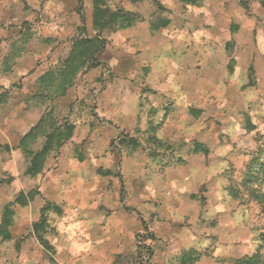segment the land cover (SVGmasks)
<instances>
[{
  "label": "crops",
  "instance_id": "obj_1",
  "mask_svg": "<svg viewBox=\"0 0 264 264\" xmlns=\"http://www.w3.org/2000/svg\"><path fill=\"white\" fill-rule=\"evenodd\" d=\"M247 2L246 9L236 0H0V88H11L17 79L25 87L30 81L44 87L42 77L59 71L86 25L88 39L104 40L96 54L101 65L91 70L111 74L105 81L108 95L96 107L106 122H118L115 129L123 138L103 150L101 140L114 135L98 132L93 114L83 120L73 112L62 117L33 94L19 103L26 104L21 116L0 113L8 123L6 128L0 123L5 138L0 163L6 155L8 171L14 169V179L4 183L18 189L11 212H0V242L17 244L19 237L30 243L28 264H220L218 250L193 262L189 257L198 248L206 252L209 244L203 242L218 233L200 227L203 212H215L211 217L224 212L212 207L224 199L219 183L205 188L218 178L210 157L225 150L224 144L210 143L201 125L184 130L189 155L178 165L151 154L171 148L155 140L170 137L178 113L182 121H200L214 106L223 127L238 121L241 112L244 118L256 115L255 99L264 96V0ZM95 23L105 27L95 29ZM55 101L64 105V94ZM49 112L52 123L63 122L71 135L48 154L36 188L19 141ZM163 121L169 125L162 131ZM8 134L17 140L9 141ZM194 144L207 155L193 153ZM17 155L27 159L23 172L13 161ZM193 183L197 188L189 189ZM33 191L38 194L31 197ZM44 203L60 209L52 205L40 212ZM41 216L44 223L36 226Z\"/></svg>",
  "mask_w": 264,
  "mask_h": 264
},
{
  "label": "rangeland",
  "instance_id": "obj_2",
  "mask_svg": "<svg viewBox=\"0 0 264 264\" xmlns=\"http://www.w3.org/2000/svg\"><path fill=\"white\" fill-rule=\"evenodd\" d=\"M214 7L215 8H213L212 4L210 5V13L215 11L216 5ZM194 20L197 21L199 18H194ZM90 34V27L84 25L82 28L81 39L88 38ZM107 73L106 75H103V73L96 74L92 70L86 71L85 69H82L80 77H77L74 80V83L65 89L64 96L66 101L64 102V105L61 104V106L55 101V95L58 94V96H60L61 94L60 89L42 87L40 85L41 83L37 84V88V86L31 85L33 81H30L28 86L25 87L22 85L21 80L16 78L17 80L10 85L11 88H0V98H4L6 101H4V104H2L3 102L0 103V113L9 114L17 112L16 114L21 116L19 115V111H21V113L25 112L24 107L26 104L20 105L19 103L26 102L29 97H32V94L37 102H44V105H47V108H51V110L55 109L57 114H62V117L73 112L74 115L77 114V116H79L78 120H83L82 118L84 114L89 112L95 116V124L99 126L100 130L98 132L106 134L104 131L105 129H108L111 131V134L114 135L113 137L112 135H109V138L106 139V141L102 139V144H99L101 146L100 148L103 150H110V145L114 146L118 139L122 140L123 138L122 134L118 133L117 129H115V127L118 126V122H106L105 116H103L104 112L101 111L100 105H97L96 107L98 100L103 98L105 100L108 95L105 81H107L108 77H111V74ZM68 76H71V74H65L66 78ZM93 98H96V101H94ZM9 100H11V103H8ZM255 101L256 104L260 105V108L255 110L257 112L256 115H254V118L252 114L249 116L248 114H245L244 118V113L241 112L242 114H240L238 121L225 123V127H223L224 121L221 120L220 115L215 114L211 110L214 106L209 107L207 114L205 112V114L201 116L200 121L193 120L189 123L185 120L182 121L183 117H181L182 115L178 113V118L172 122V124L175 125V130L168 133L170 137L167 138L168 136L164 135L159 137V140H155L157 142L161 140L166 141L167 143L169 142V144L172 145L171 148L167 150V152L157 153L153 150L151 154L153 160H156L158 156H163L165 157V160L167 158H172L178 165L182 158H186L189 155L188 150L190 147L187 146H189L191 142L184 137V130L188 128L195 130L196 127L201 125L207 128L209 133L207 138L210 143L219 142L220 144H224L225 150L221 147L220 149H222V151L214 153L213 156L211 155L210 157L211 162L215 164L214 170L216 171L218 178L219 176L221 178L215 179L216 182L210 181L209 184L205 185L206 188L208 185L212 187L215 183H219L220 190L217 193L220 194L222 188L224 191L222 192L224 199L221 203L219 202L218 204H214L212 207L218 208L219 210L222 209L224 212H220L221 214H219V216L213 217H211V215L215 212H208L207 214L203 212L201 215L202 218L200 227L201 232L203 231L207 233L206 228H213L218 232L213 236L210 235L203 243L205 245L209 244L207 246L206 253H211L212 255L213 252L218 250L217 262L220 264H234L236 260L252 256L255 253L259 255L264 262V171L259 172L256 171L257 169H255V171L252 170V164L257 158H259L260 161L264 160V96L255 99ZM19 108L20 110H17ZM5 118L6 117L0 120L1 125L6 123L4 128L8 125ZM20 123H22L21 120L18 121V124ZM58 123L61 126L64 124L59 121ZM226 124H229V126H226ZM49 125L50 121L47 120L44 128L47 134L52 132L51 129L48 128ZM167 125H169V122L166 123V121H163L160 122L159 126L163 131L166 129ZM232 125H234V127ZM111 126H113V128ZM5 131L4 133H6ZM92 135L93 136L91 137L94 138V134ZM217 135L218 140L216 139ZM6 136L9 141L14 142L17 140V137L9 136V134ZM111 137L113 139H111ZM2 139L5 138L0 136V143L3 141ZM44 141L45 138L43 136H38L30 146V149L39 150ZM67 142L68 141L65 143ZM145 155L148 157L147 153ZM17 156L18 157L13 159V161H17L18 170L23 172L27 165V159L21 155ZM1 160L0 212H3L5 205L12 204L11 202L13 200V196L17 193L16 191L18 189L10 185H5L4 182L9 181L12 178L14 179L11 175L14 172V169L11 172L8 171L10 163L6 155H1ZM121 166L122 165H120V168ZM123 173L126 174L125 171ZM129 174L130 173H127V176H129ZM39 180L41 182V178L39 176L34 180L36 188V182ZM196 188V183L189 185V189ZM202 190L204 191V187H202ZM203 193L200 194L201 198H203ZM203 200L201 199V202ZM52 205L54 206L56 204ZM52 205H50V207H53ZM56 207L60 209L57 205ZM204 207L205 206L202 202V211L204 210ZM13 208L16 212H36L34 209L25 210L17 207ZM79 211L81 212V208H79ZM53 212H55V210H53ZM204 224H206L205 227ZM22 236L25 237L23 234ZM18 241L17 244H14V242H0V264H28L25 249L27 246L31 249L32 245H30V243L26 244L24 239L19 240V237ZM195 251L200 253V257L204 256L203 252L201 253L199 248Z\"/></svg>",
  "mask_w": 264,
  "mask_h": 264
},
{
  "label": "trees",
  "instance_id": "obj_3",
  "mask_svg": "<svg viewBox=\"0 0 264 264\" xmlns=\"http://www.w3.org/2000/svg\"><path fill=\"white\" fill-rule=\"evenodd\" d=\"M77 1L80 3V0ZM236 1L244 8L246 9L248 8L247 0H236ZM262 4L264 5V3ZM101 15H104V12H102ZM93 17L94 20L97 18L95 13L93 14ZM93 27H95V29H103L105 26H100L95 23L93 24ZM103 48H104V40L102 39H98V38L81 39L79 42H77L74 45L73 49L70 52L69 57L64 60V62L62 63V67L59 69L57 73L50 72L42 77L41 82L43 86L60 89L61 90L60 96H62L64 94L65 89L74 83V80L78 77L79 73L81 74L82 69L88 71L97 68L101 65V63L96 59V54ZM65 74H71V76H68L66 78ZM57 85L59 87H57ZM57 95L58 94H56L55 96ZM1 102H3L2 98H0V103ZM51 117H52L51 112L46 113L45 118L42 117L39 123L34 128L30 129L28 133H26L19 141V148L27 156V158H30V166L27 169V174L34 179L41 174L43 163L46 160L50 151L56 147H60L64 142L68 141L71 135L70 127L66 125L64 126L59 125L58 127H56V123L51 122L52 119ZM47 120L50 121V125L48 128H50L52 131L49 134H47L44 130ZM38 136H43L45 138V142L40 151L33 152L30 149V146L33 144V142L36 140ZM5 149L8 148L6 147ZM192 152L193 153L202 152L205 155H207L208 153V151L205 148H202L197 144L193 145ZM255 169H257L256 171L263 172L264 160L260 161L259 158H257L252 164V170L255 171ZM37 194L38 191H33L30 196L32 197L33 195H37ZM50 209H52L50 205H45L43 208H41L40 212H47ZM3 212H11L10 205H5L3 208ZM3 218L4 219L2 224L4 226H8L9 225L8 217H3ZM43 223H44L43 216H41L38 223H36V226L37 225L40 226ZM205 253L206 252H204L203 254ZM199 257H200V253L192 250L191 256L189 257V261L193 262L197 260ZM263 263L264 262L261 259V257L256 253L253 254L252 256L243 257L234 262V264H263Z\"/></svg>",
  "mask_w": 264,
  "mask_h": 264
}]
</instances>
